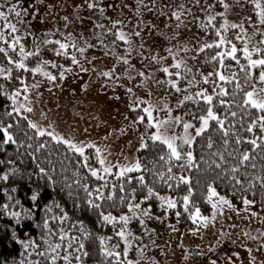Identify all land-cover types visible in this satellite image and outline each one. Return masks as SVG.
Wrapping results in <instances>:
<instances>
[{
	"label": "snow or ice",
	"instance_id": "1",
	"mask_svg": "<svg viewBox=\"0 0 264 264\" xmlns=\"http://www.w3.org/2000/svg\"><path fill=\"white\" fill-rule=\"evenodd\" d=\"M84 6L90 10L98 9L101 16L105 12L104 7H99V0H83ZM37 4H44V0H31L30 12L29 8L23 6L22 0H16L12 3L10 0H0V54L6 58L7 64L10 67H0V77H4L5 80L13 78V69L23 70L30 72L33 75L40 74L47 78L49 81H55L57 77L52 75L50 72L45 71V66L49 64L46 60H38L35 67H28L25 63L30 57H39L41 52V43L43 45L54 44L58 45V49H54L57 56H67V49L69 47L75 49L80 53L81 56L85 53L87 48L94 47L89 44L87 40L84 41L86 47L78 45L75 39H68V42H62L59 39L44 40L36 43L33 51H26L24 44L21 42L24 38L21 29L18 25L27 23L26 18L29 15L38 14L36 8ZM136 9L134 14L139 17L141 15V8L153 11L156 8V0H151V5L146 3L145 0H136ZM188 5H191L188 6ZM217 5L222 6V12L214 13L212 10ZM200 7V10L205 13L206 19L200 20L193 11L192 7ZM234 6H250V10L254 12L253 16L243 17L239 22H230L228 19V13L232 11ZM50 9L51 5H47ZM80 7V6H77ZM167 12H160V15L166 16L168 19L174 18L175 29L181 27H187V23L198 22V28L206 34L211 29L214 32V36L217 38L211 42L207 40L202 43L198 41L196 48L190 49L187 44L184 45H173L166 49L169 56H171L174 63L171 67L176 69L174 73L169 70V67H162L160 70L166 73L170 77L175 79L157 81L158 84L168 85L177 93L184 92L183 98L178 101L177 107L184 106L186 101H193L199 104L200 100H203L206 107L201 109L202 114L198 117L192 113H186L192 115L194 119L200 121V126L196 127L190 122L183 120L181 116H173L172 109L169 108L167 103L162 105H154L149 101L137 99L134 104L141 105L146 104L147 106L142 109L145 115L139 116L136 122L143 123L145 116L147 118V128H155L156 131L147 139L153 142H159L160 145L166 147L161 148L163 152L159 155V164L156 161L152 162V166L143 164L139 159L131 164H120L110 163L107 161V156L103 155L104 150L98 147L95 143L79 142L73 135L62 136L55 132L52 125H49V129H46L29 119L24 117L28 121L27 127L32 130L31 132H25V142L18 144L19 148L26 147L27 149H33V152H40L47 147V144L51 141H55L57 145L65 147V153L71 152L73 156L77 158L78 168L73 171L72 175L75 178L72 183L64 181V187L69 189V196L73 195V192L83 191L85 193L86 204L94 211L98 213V217L103 224H108L115 230V235L123 241L124 247L122 251H117L119 244H112L111 246L105 245V240H110L111 237H100L102 245L101 252L105 257L107 264H157L154 258L146 256L144 247L139 248L136 258H129V250L133 247L132 241L138 240L137 237L129 228V224L136 220L143 227L144 233L149 234L150 230L147 228V220H158L163 222L160 217L153 216L151 206L142 207L147 201L155 199L159 202V207L165 211L170 209H176L178 203L183 208V213L180 211L175 212L177 222L179 218L186 213L187 219H190L193 225L197 227L193 230V234L199 231L200 227H209L210 221H214L217 218V209H220L222 214V206H227L229 209L233 208L232 203L225 197L218 193L217 188L214 186L216 181L227 180L230 184L243 188L244 184L241 180L243 175L244 180L248 183V189L255 188L259 183L260 189L264 192V0H214V3L209 4L207 0L202 4L201 0H179L178 3L165 5ZM158 11V9H157ZM186 17H191L190 21L186 22ZM217 17H220L222 23L218 26L216 23ZM77 19H80L77 16ZM65 27H67L69 17L64 16ZM142 22V21H141ZM251 26L252 31L249 33L245 27V24ZM120 28L117 29V26ZM167 26V25H166ZM93 27L95 29H103L104 31L96 36L103 45V37L108 33H111L115 39L113 40V46L116 41H123L128 44V54L133 51L132 36L141 37V31L133 29L131 32L126 33L123 30V22L119 20L110 21V27H107L99 22H94ZM137 28L139 25L136 26ZM150 29L154 28V25L148 26ZM115 30V31H114ZM231 30L232 36H228L227 33ZM159 35L165 36L164 33L159 32ZM27 34L32 35L30 26L25 29ZM55 33L48 32L44 33V36L54 35ZM259 36L261 39L257 40ZM179 33L174 32L172 36H165V39L171 43L173 40H177ZM241 42L242 46H238L233 41ZM142 47V45H141ZM224 48L225 50L220 51ZM217 50L210 58L206 61L208 63L215 62L214 71L209 72L207 75H203L199 68L193 71V67L189 66L188 60H197V56L200 53H204L206 50ZM194 52L192 56H180L183 52ZM238 53H242V57L247 63H241V58ZM13 54L18 55V59L14 58ZM115 55V53H113ZM254 54L255 57L254 58ZM168 57H157L152 56L151 60L157 64H161L163 60ZM235 62V66L238 69L235 70L231 64H226L225 60ZM122 61L124 65L129 64V60L125 57H119L118 62ZM71 63L79 65V60L75 55L71 56ZM51 67L56 68L55 63L51 64ZM59 73V78H65V72H71L72 69L63 68ZM182 69V71H180ZM253 70H258L254 74ZM81 71H88L81 65ZM115 72V68L110 71L101 73L102 76L111 78ZM137 75L143 77L144 72H139ZM198 76L203 77L204 84H211L215 99L219 102V106L223 108V117L217 115L214 108L217 105L214 103V95L208 94L206 89L197 91L194 95L188 92V88H181L179 86V80L183 79L187 82L189 88L197 86L201 83L197 79ZM132 78L131 76L129 77ZM118 79V77H117ZM217 79L223 84H234V87L229 92L225 87L217 83ZM24 85L23 91H28L29 87L33 90L39 87V81L34 82L31 85L25 84L23 80L20 81ZM129 93L132 92L131 88H128ZM0 95H6L9 100L12 101L11 111H6L0 114V133H2L4 140L3 143H18V137H15V128L18 125L12 123L5 124L3 117H13L14 114H20L21 110L31 113L33 108L30 106L28 97H24V102L20 103L19 97L21 96V90L17 89L10 93L3 84H0ZM224 97H229V100H225ZM236 109V110H233ZM135 110V109H133ZM164 112L166 118L161 119L158 115L154 116L153 113ZM46 118V116L44 117ZM214 121L215 125H211L212 133L206 136V149L210 150L207 157L202 153L199 160L193 155L192 146L197 137H203L210 128V122ZM227 121V124H226ZM176 126H182L183 135H177L174 132ZM189 129H194V135L189 132ZM255 130H258L255 131ZM242 132L251 134L250 138H245L241 135ZM213 133L218 134L220 137L219 145L213 139ZM49 137L48 141H36V137ZM179 141V143H177ZM35 144V146H34ZM247 144L251 146V151L241 150L239 145ZM188 147V150H184V146ZM141 148L147 147L145 136H141ZM94 150V152H86V150ZM95 158V162L99 164V168L94 167L92 160ZM35 158V157H34ZM38 159V158H37ZM65 159H68L65 155ZM261 162L259 171L249 173L247 169L250 167L253 170L257 169L256 161ZM3 163V161H0ZM61 164V171L66 172L68 168L64 166V161L59 162ZM206 165V167H204ZM39 171L42 174L48 176L50 180L54 178L50 173L45 172L43 167H40ZM117 169L114 173L113 169ZM173 168H178L181 173L195 169L196 171H204L206 173H212V182L206 186V202L211 205L212 214L211 216H205L201 214L200 208L196 205L193 197V184L190 177L181 174L177 176L173 173ZM79 169H86L88 176H81ZM164 169V170H161ZM54 170V169H53ZM243 170V172H242ZM16 169H13L15 172ZM139 172V176L132 177L128 176L129 173ZM143 173H149L152 176L151 185L146 182L145 175ZM109 177H115L119 182H110ZM8 175L0 177L2 180H7ZM89 178H95L96 181L101 183L98 186L92 188L86 182ZM133 180L139 186L141 190H146V194L143 199L137 200V188L133 187L131 190L126 188V185H130ZM197 183H199L197 181ZM159 184L160 187H166L168 189L179 188L181 185L186 186L185 194L178 198H172L170 196L160 195L159 191L156 190V186ZM105 190H108L109 194L105 195ZM123 193V194H119ZM11 199V197L9 198ZM32 200H36V195L32 196ZM111 201L110 207L116 208L119 205L127 207V213L121 214L118 217L114 216L110 211L106 212L104 205ZM18 203V202H17ZM242 203L245 206V211L248 207L253 204V201L243 198ZM59 208V205H55ZM52 212V207H48L47 213ZM14 217H19V212L11 213ZM256 212L250 213V216H256ZM51 220L58 221L57 230L49 227L48 220L46 219L42 225L46 232H42L43 244L46 245L43 251L39 250V246L29 241L24 244V248H33L36 250V254L41 257L40 261H29L28 264H57V261H63V264H83V258L87 257L89 253L85 250L83 243L84 239L92 236L81 223L77 231L80 235L69 234L68 229L63 227V224L69 220L68 214L63 212L59 216L52 215ZM172 231H178L175 225L169 226ZM227 235V234H222ZM58 237V242H53L52 237ZM250 240L264 239V232L258 233V235H252L251 233H245ZM220 241H217L219 245ZM246 247V245H242ZM264 247V245H261ZM213 251V249H210ZM250 254V264H255V256L251 255V249H248ZM233 256L239 258V253H233L232 256L227 257L228 264H236ZM188 257H185L187 259ZM21 264H25L21 261ZM211 264H217L216 260H212Z\"/></svg>",
	"mask_w": 264,
	"mask_h": 264
},
{
	"label": "rangeland",
	"instance_id": "2",
	"mask_svg": "<svg viewBox=\"0 0 264 264\" xmlns=\"http://www.w3.org/2000/svg\"><path fill=\"white\" fill-rule=\"evenodd\" d=\"M10 2L14 3L16 0H10ZM22 2L23 6L29 8L31 12V0H22ZM145 2L151 5V0H145ZM174 2L178 3L179 0H156V8L153 11L141 8L139 17L134 14L137 6L136 0H99L98 6L105 8L103 16L100 15L98 9L90 10L84 6L83 0H44V4H37L38 14L29 15L26 18L27 23L18 25L21 29L19 34L24 37L21 42L26 51H33L36 43L45 38L49 40L59 39L62 42L75 39L81 47H86L84 41L87 40L94 47L87 48L83 56L69 47L67 56H59V58L64 59L63 61L56 58H40L39 60L49 62L45 66V71L55 75L57 79L49 81L40 74L33 75L30 73L29 77L23 81L27 85L39 81V87L34 90L29 87L28 91H23L24 85L22 84L18 102H24V97L27 96L33 112L28 113L23 109L21 112L27 114L29 119L46 129L52 125L55 132L62 136L73 135L79 142L95 143L104 150L103 155L107 156V161L110 163H134L138 159V151L141 149V136L145 135L140 132V123L133 120L131 114L135 109L145 115L142 109L147 106L146 104L136 105L134 101L139 98L154 105L167 103L172 109L173 116H181L177 111V104L185 93H177L173 89L170 93L164 94L157 81H160L159 70L162 67H169L173 73L177 71L171 67L174 61L166 51L167 48L176 44H187L190 49L196 48L198 22L187 23V27L175 29L174 18L168 19L159 14L160 12H167L168 9L165 5ZM204 2L205 0H201L202 4ZM185 3L187 4V0ZM207 3L212 4L214 0H207ZM47 5H51V8L49 9ZM188 6L191 7V5ZM249 7L234 6L232 11L228 13L229 21L239 22L243 17L248 16ZM192 11L200 20L206 19L205 13L200 10L199 6L192 7ZM64 16L69 17L67 27H65L63 20ZM77 16L80 19H77ZM115 20L123 22V30L126 33L133 29L141 31L143 38L136 36L131 38L134 46L131 54L127 52L129 45L123 41H116L115 46H113L115 37L111 33L103 37V45L96 38L104 30L95 29L93 27L94 22L102 23L107 28L110 27V21ZM190 20L191 17H186V22ZM137 25H139L138 28ZM151 25L155 27L150 29L148 26ZM29 26L32 35L25 32ZM245 27L249 33L252 31L251 26L247 23ZM119 28L120 25L117 26V29ZM157 30L164 33L165 36H172L176 32L179 33V37L169 43L165 36L158 34ZM48 32L55 34L45 37L44 33ZM229 34L230 32L227 33L228 36ZM256 39L259 40L261 37L257 36ZM0 46L5 45L0 44ZM43 46L41 43V48ZM58 47L55 45V49ZM194 54L192 51L187 54L181 52L180 56L187 55L190 57ZM13 55L14 58H19L17 54ZM72 55L77 57L80 62L79 65L71 63ZM152 56L168 58L163 60L161 64H157L151 60ZM1 57L2 64L0 67H10L3 54ZM119 57L127 58L131 67L124 65L122 61L118 62ZM25 63L28 67L36 66V64L30 65L28 60ZM53 63L57 65L56 68L51 67ZM188 64L193 67V71L199 68L196 60L189 59ZM81 65L88 71H81ZM60 66L72 69L70 73L65 72L64 79L59 78V73L63 70ZM113 68H115V72L111 78L101 75V73ZM139 72H144L145 75L143 77L137 75ZM197 79L201 83L195 87L189 88L187 84L180 87L182 89L188 88V92L194 95L197 91L205 89L203 77L198 76ZM128 88L132 89L131 93L127 91ZM14 91H10L9 94ZM153 115H158L161 119L166 118L164 112H154ZM45 116L46 118H44ZM143 124L147 125V119L146 123ZM155 131V128H151V131L146 134L151 135ZM174 132L177 135H183L182 126H176ZM189 132L194 135V129H189ZM116 171L117 169L114 168L113 172ZM227 199L231 202L229 198ZM149 205L153 216L160 217L167 224L164 232L155 233L150 230L153 232L151 234L157 237L156 241L159 243V245L155 244V247L159 253L160 261L170 264H211L212 260L206 261L205 258L217 252V241H221L225 236L222 234H226L232 229L239 238L230 253L218 255L217 264H228L227 257L232 256L233 253H239V258L233 256L236 264H250L251 257L248 249H251V255L256 258L255 264H264V247H261L264 245V239L250 240L245 236V233H251L255 236L264 232V218L255 211L254 204L249 206L247 211L244 210L245 206L238 208L233 203L232 209L222 206V214L220 209H217L216 220L210 221L207 228L201 226L196 234H193V230L197 226L193 225L190 219L182 225L180 220L178 223L177 219H171L170 210L155 212L150 203L146 206L142 205V207L146 208ZM212 211V208L208 213L201 210V214L210 217ZM252 212H256L257 215L250 216ZM132 223L133 221L129 224V228ZM170 225H175L178 231H172ZM242 245H246V247ZM196 251L198 255L195 260L192 255ZM185 257L188 258L185 259ZM57 264H63V261H57Z\"/></svg>",
	"mask_w": 264,
	"mask_h": 264
},
{
	"label": "trees",
	"instance_id": "3",
	"mask_svg": "<svg viewBox=\"0 0 264 264\" xmlns=\"http://www.w3.org/2000/svg\"><path fill=\"white\" fill-rule=\"evenodd\" d=\"M230 2V0H228ZM222 6L217 5L213 8V12H222ZM249 15L254 17V12L248 8ZM217 24L222 23L220 17H217V21L214 22ZM235 31V30H234ZM233 30L229 31V36L231 37ZM217 39L214 36V32L210 29L206 34L197 28L196 35V47L198 46V41L203 42L207 40L211 42ZM242 46L241 42L233 41ZM55 45L49 44L44 45L41 48L39 57H30L28 63L30 65H35L37 61L42 58L52 59L56 58L59 60H64L55 55ZM225 50L224 48L220 51ZM215 49L206 50L204 53H200L197 56L196 63L200 68L203 75H207L209 72L214 71L215 62L208 63L206 62L212 54L215 53ZM241 58V63H247L243 59L242 53H238ZM0 54V60H1ZM254 58L255 54H254ZM226 64H231L235 70L238 69L235 66L234 61L225 60ZM0 64L1 61H0ZM254 74L258 70H253ZM160 81L175 79V77H170L166 73L159 70ZM30 72H25L23 70L13 69V78L10 80H5L4 77H0V84H3L5 88L10 91L20 89L22 84L21 80L28 78ZM217 83L225 87L229 92L234 87V84H223L217 79ZM187 82L183 79L179 80V86H185ZM162 92L164 94L170 93L173 89L168 85L159 84ZM204 88L207 90L208 94L214 95V103L217 107L214 108V111L217 115L223 117L224 111L223 108L219 106V102L215 99V94L213 93L211 84H204ZM227 101L230 98L224 97ZM11 101L7 98L6 95H0V114H3L6 111H11ZM206 107L203 100L201 99L199 104L193 101H186L184 106L177 107V111L180 113L184 121L192 122L196 127L200 125L198 119H194L192 115L186 113L195 114L197 117L202 114L201 109ZM236 110V109H233ZM142 116L141 112L134 110L131 114L133 120L137 121L138 117ZM28 117L27 114L21 112L20 114H14L13 117L9 118L4 116L3 120L5 124L12 123L18 125L15 128V137L19 138L17 144L12 143H3L4 137L0 133V177L8 175L7 180L0 179V264H21V261H24L25 264H28L29 261H40L41 257L36 254V250L33 248H24V244L29 241L35 242L39 246V250L43 251L46 245L43 244L42 232H46V229H43L42 225L47 219L49 227L53 230H57L59 224L58 221L51 220L52 215L59 216L61 214V209L63 212L68 214L69 220L63 224L65 229H68L69 234L80 235L77 231L79 225L82 223L83 226L92 233L87 239L83 240L85 245V250L89 253L87 257L83 258V264H107L105 257L101 252V242L100 237H111L110 240H105V245L111 246L112 244H117L115 237V230L111 225L103 224L99 217L98 213L92 210L85 202V193L83 191L73 192V195L69 196V189L64 187V181L67 180L68 183H72L75 179L72 175L73 171L78 168L77 158L73 156L71 152L65 153V147L57 145L55 141H51L47 144V147L40 152H33V149L19 148L18 144L25 142V132H31L32 130L28 129V121L24 119ZM29 118V117H28ZM146 117L143 123H146ZM140 123L139 130L146 137L147 147L141 148L138 151V159L143 164H148L152 166V162L156 161L159 164L158 157L162 155L163 152L161 148L164 147L160 145L159 142H153L150 139H147L146 133L151 131V128H147V125ZM227 124V121H226ZM211 125H215V122H210V128L208 133L203 137H197L193 146V155L199 160L201 154L203 153L207 157L210 150L206 149V136L209 133H212ZM148 129V131H147ZM258 132V130H255ZM242 136L245 138H250L251 134L242 132ZM36 141H48L49 137H36ZM213 139L219 145L220 137L218 134L213 133ZM35 146V144H34ZM239 148L243 150L251 151V146L247 144L239 145ZM184 150L187 151L188 147L185 145ZM166 151V147H164ZM86 152H94V150H87ZM67 155L68 159H65ZM35 157V158H34ZM38 158V159H37ZM61 160L64 161V166L68 168V171H61ZM93 166L99 168V164L95 162V158L92 160ZM257 169L253 170L250 167L247 169L249 173H254L259 171L261 162L256 161ZM45 169V172L51 174L54 178L50 180L47 175L40 173L39 167ZM206 167V165L204 166ZM13 169H16L13 172ZM54 169V170H53ZM164 170V169H161ZM81 176H88L86 169H79ZM243 172V170H242ZM173 173L177 176L184 174L190 177L193 184V197L196 205L203 212H210L211 205L206 202V186L208 183L212 182V173H206L204 171H196L195 169L181 173L178 168H173ZM141 173L134 172L127 174L128 176L136 177ZM145 175V180L151 185L152 176L149 173H143ZM241 180L243 181V188L230 184L227 180L216 181L214 186L217 188V191L226 196L231 200L234 206L242 208L244 205L242 203V197L247 198L253 201L255 211L264 218V192L260 189L259 183H257L255 188L248 189V183L244 180L243 175H241ZM110 182H119L115 177L108 178ZM197 181L199 183H197ZM90 187L94 188L98 186L100 181H96L95 178H89L86 181ZM137 188L136 199L139 201L143 199V196L146 194V190H141L139 186L135 183V180L130 185H126L128 190L131 188ZM186 186L181 185L179 188L168 189L166 187H160L159 184L156 186V190L159 191L160 195L171 196L172 198H178L185 194ZM108 190H105V195H108ZM123 194V193H119ZM36 195V200H32V196ZM11 197V199H9ZM18 202V203H17ZM111 201L107 202L104 205L106 212H111L114 216H119L127 212V207L124 205H119L116 208L110 207ZM152 204L153 211L159 212L163 210L159 207V202L155 199L147 201L144 205ZM58 204L59 208H56L55 205ZM52 207V212L47 213L46 210L48 207ZM180 211L183 213L182 206L178 203L176 209H170L169 214L171 219L176 220L175 212ZM13 212H19V217H14L11 215ZM180 223L183 225L189 219H187V214L184 213L180 218ZM53 242H58V237H52ZM119 251V248L117 249ZM50 264V262H49ZM75 264V262H73Z\"/></svg>",
	"mask_w": 264,
	"mask_h": 264
},
{
	"label": "built area",
	"instance_id": "4",
	"mask_svg": "<svg viewBox=\"0 0 264 264\" xmlns=\"http://www.w3.org/2000/svg\"><path fill=\"white\" fill-rule=\"evenodd\" d=\"M147 226L149 230L155 233L164 232L167 227L165 221L160 222L157 220H150ZM131 231L135 236L140 237V239L133 240V247L129 250V258L135 259L139 248L146 245L147 247H144L146 256L159 260V253L157 251V248L155 247V244L148 239L147 234L144 233V229L138 221H133V223L131 224ZM226 234L227 235H225L220 241L217 252L210 254V256L205 259L206 261L216 260L219 254H228L231 252L232 247L238 240V235L232 229L229 230ZM115 238L117 240V243L119 244V251H122L124 247L123 241H121L119 237Z\"/></svg>",
	"mask_w": 264,
	"mask_h": 264
},
{
	"label": "crops",
	"instance_id": "5",
	"mask_svg": "<svg viewBox=\"0 0 264 264\" xmlns=\"http://www.w3.org/2000/svg\"><path fill=\"white\" fill-rule=\"evenodd\" d=\"M150 221V220H149ZM148 223V220L146 221V224ZM151 233H153V232H149V234H148V238H149V240L152 242V243H154V244H156V245H159V243H157V237L155 236V235H153V234H151ZM145 251V250H144ZM197 255H198V252L196 251V252H193V255H192V258L193 259H195L196 260V258H197ZM148 257V256H147ZM149 258H152V257H149ZM156 262H157V260H155ZM162 263H164V264H170V263H166L165 261H161ZM161 262L158 260V262H157V264H161ZM145 264H147V262H145ZM179 264V263H178Z\"/></svg>",
	"mask_w": 264,
	"mask_h": 264
}]
</instances>
